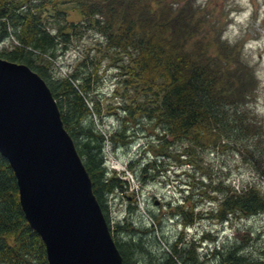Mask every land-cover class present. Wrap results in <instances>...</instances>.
<instances>
[{"label":"trees","instance_id":"16d2710c","mask_svg":"<svg viewBox=\"0 0 264 264\" xmlns=\"http://www.w3.org/2000/svg\"><path fill=\"white\" fill-rule=\"evenodd\" d=\"M47 1L0 0V41L13 40L10 47L0 49V57L26 64L47 85L56 102L61 124L89 177L92 193L122 264H203L207 257L214 264H263L261 255L253 253L247 246L248 235L243 241L242 236L224 238L219 243L214 242L208 251L199 253L197 247L207 233L201 232L198 238L187 241L178 234L166 242L165 251L151 239L152 236L142 235L141 232L147 233L146 228L140 231L133 226L125 237V227L132 224L126 217H123L124 223H115L112 231L107 215L110 208L108 195L112 190H125V172H131L132 163L141 160L144 150L153 149V141L162 146L166 136L170 135L187 141V149L194 152L191 148L194 145L214 149L224 141L233 140L238 142V149L247 151L251 140L244 141L252 134L257 135L255 119L245 107V100L249 99L255 83L252 69L242 64H222L217 54L191 59L186 50L180 49L178 28L184 24L189 12L185 8L178 10L176 18L166 20L157 15L158 10L151 0H54L56 3L75 2L78 14L84 17V24L91 27L97 37L92 52L82 53L72 70L64 75L55 74L51 63L58 53L65 51L75 22L66 20L59 8L54 7V14L59 15L51 22V25L55 23L54 31H49V23L41 13V7ZM103 59H107L108 66L116 68L114 74H126L129 81L123 79L125 87L140 85L152 94L151 99L135 108L152 121L157 131L154 140H146L140 151L128 158L118 173L112 170L110 176L105 175L104 144L111 139L112 132L106 130L105 134L91 119V115L100 112L92 89L101 79L99 66ZM120 110L131 112L125 104L120 105ZM124 117L120 129L115 130L119 137L125 134ZM127 134L143 135L134 129ZM152 151L153 156L142 170L160 169L162 157L167 155L162 148ZM183 161L187 162V159ZM199 183L207 186L201 190L204 196L215 201L205 210L208 218L223 222L233 214L264 211V191L250 181L232 185L221 178L214 182L209 178L205 183ZM130 207L128 203L126 209ZM175 210L180 213L181 222H191V213L187 215L182 206L176 205ZM0 264H46L42 241L22 215L12 170L1 155Z\"/></svg>","mask_w":264,"mask_h":264},{"label":"rangeland","instance_id":"374dc122","mask_svg":"<svg viewBox=\"0 0 264 264\" xmlns=\"http://www.w3.org/2000/svg\"><path fill=\"white\" fill-rule=\"evenodd\" d=\"M151 4L158 10L157 15L166 20L176 18L181 8L189 11L184 24L181 23L178 28L177 45L186 50L191 59L203 57L204 54H217L222 64H242L252 69L255 83L249 99L245 100V107L255 119L257 135L252 134L244 141L251 140L247 151L238 149V142L233 140L224 141L214 149L211 146L200 148L191 145L194 152L187 149V141L174 139L170 135L166 136L162 146L153 141V149L144 150L141 160L132 163L131 172H125V190H112L108 195L109 228L113 231L115 223H124L123 217H126L132 224L125 227V237L133 226L140 231L146 228L147 233L141 232L142 235L152 236L151 239L156 240L165 251L166 242L169 243L178 234H181L183 241H187L198 238L201 232L207 233L197 247L199 253L208 251L214 242L219 243L224 238L242 236L243 241L248 235L247 246L264 260V211L250 215L233 214L223 222L208 218L205 210L215 201L204 196L201 190L207 186L199 183H205L209 178L213 182L221 178L238 185L247 180L264 191V0H156V4L151 0ZM54 7L59 8L66 20L75 22L65 51L58 53L51 63L53 73L64 75L78 64L82 53L87 50L92 52L97 37L93 29L84 24L83 15L78 14L76 3L71 1L56 3L48 0L41 7V13L49 23V31H54L55 23L51 25V22L59 15L54 14ZM53 14L54 17H51ZM12 42L11 38L0 41V49L10 47ZM224 44L226 46H221ZM108 64L107 59H103L99 66L101 79L92 89V97L98 103L100 112L91 115L100 130H104L105 134L106 130L112 132L111 139L104 144L106 176L113 174L112 170L118 173L124 162L146 144V140H154L157 132L152 121L135 108L151 99L152 94L140 85L125 87L124 82L129 81L126 74H114L116 68ZM123 79L126 81L123 82ZM134 82L129 84L133 85ZM121 104H125L131 112L121 111ZM122 116L126 118L125 134L119 137L115 130L122 126ZM133 129L143 135H126ZM255 137L260 139L256 140ZM159 148L167 154L162 157L160 169L142 170L145 162L153 156L152 150ZM186 159L187 162L183 161ZM128 203L131 207L126 209ZM176 205L187 210V215L191 213V222L180 221ZM188 205L191 208L187 209ZM151 239L148 238L153 242ZM203 264L214 262L207 257Z\"/></svg>","mask_w":264,"mask_h":264},{"label":"water","instance_id":"95a60500","mask_svg":"<svg viewBox=\"0 0 264 264\" xmlns=\"http://www.w3.org/2000/svg\"><path fill=\"white\" fill-rule=\"evenodd\" d=\"M0 155L46 264H122L47 85L26 64L2 57Z\"/></svg>","mask_w":264,"mask_h":264}]
</instances>
